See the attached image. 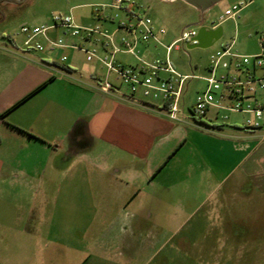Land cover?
Instances as JSON below:
<instances>
[{"label": "crops", "instance_id": "crops-1", "mask_svg": "<svg viewBox=\"0 0 264 264\" xmlns=\"http://www.w3.org/2000/svg\"><path fill=\"white\" fill-rule=\"evenodd\" d=\"M253 5L229 20L259 24L264 8L248 10ZM47 22L51 17L41 25ZM247 27L243 36L257 41L245 54H258L261 31ZM55 30L67 44L93 45ZM150 46H142L148 62L156 58ZM52 54L0 64V264H264V129H246V115L237 113L219 123L216 109L201 121L185 114L184 123L186 112L170 120L160 102L117 85L102 92L100 81L112 74L97 60L57 64ZM255 75L264 77V69ZM256 98L264 103V92ZM200 139L218 149H202ZM181 140L192 150L179 180ZM183 182L190 193L185 220L172 207ZM147 185L162 190L152 202Z\"/></svg>", "mask_w": 264, "mask_h": 264}, {"label": "built area", "instance_id": "built-area-1", "mask_svg": "<svg viewBox=\"0 0 264 264\" xmlns=\"http://www.w3.org/2000/svg\"><path fill=\"white\" fill-rule=\"evenodd\" d=\"M236 3L225 10L220 17V22L205 25L209 29L222 26L228 19H235L240 11L252 3ZM97 10L99 19L115 23L109 15L101 12L105 9H115L126 14L127 20L118 22L115 30L104 26L80 27L71 16L54 15L51 25H24L20 34L26 37L24 46L28 51L54 52L58 49L71 48L86 54V60H97L109 73L116 76L123 85L129 88L133 97L143 100L152 99L160 102V108L165 116L173 121H181L182 98L187 81L191 76L179 74L169 60L173 46L178 43H193L197 34L195 28L183 32L180 40L166 47V58H155L152 62L145 61L139 55V45L155 43L164 46L159 35L165 30L157 29L151 17L142 7H137L132 0H113L111 5H102ZM62 29L64 34L72 38H80L92 42V50L79 44H67L63 38L53 41L48 32ZM122 32V34H120ZM120 34L118 41L116 36ZM43 39L44 42H41ZM260 52L258 54H240L235 50L236 39L229 44H221L211 57L209 78H200L207 83L204 92L200 93L194 105L189 110L190 115L197 121L203 120L210 109L246 115L244 127L253 131L264 129V103L257 100L256 96L264 92V77H257L256 70L264 69V31L259 33ZM118 54H127L139 61L138 67L124 66L117 63ZM67 57L63 56L61 62L65 63ZM219 69L226 71L220 78L216 77ZM162 75H166L162 77ZM192 79H199L192 77ZM99 89L104 93L116 90L117 87L110 81H100ZM229 100L230 105H224ZM224 119H227L225 116Z\"/></svg>", "mask_w": 264, "mask_h": 264}, {"label": "rangeland", "instance_id": "rangeland-1", "mask_svg": "<svg viewBox=\"0 0 264 264\" xmlns=\"http://www.w3.org/2000/svg\"><path fill=\"white\" fill-rule=\"evenodd\" d=\"M132 1L136 4V10H139L137 7H142L145 9V12L149 15V17H151L157 29L165 30L166 35L163 40H161L164 46H159L157 44L156 48L150 46L152 50H155V57L163 61L166 58V47L171 45L174 40L181 39V34L183 32L192 28H195L197 31L199 30V27H194L192 25L198 23L202 25H211L213 23L217 24L220 22V17L224 15L227 7H231L233 3L248 2V0H223L208 12L202 14L181 0H175L172 2H163L161 0ZM112 3L113 0H29L24 5L17 7L1 6L0 10L4 11L6 18L2 20L0 16V64L3 65L4 60H32L34 56L41 55L43 52L28 51L26 49L24 46L26 37L20 34V29L24 25H41L44 20L48 21L50 17L52 23V17L57 14L62 16H71L76 24L80 27L111 26L115 29L118 22L126 21L128 19L124 12L109 8L101 12L103 15L108 14L111 18H113L115 23L100 20L97 13V10L101 9L99 7L102 5H111ZM256 6L264 8V0H254L253 7L248 10L255 8ZM246 20V17H242L241 22L240 20L235 21L228 19L222 23L224 35L220 41L210 48L188 50L186 48L187 42H180L176 46L172 47L169 60L171 61L173 68L179 74L191 76L189 79L191 80V83L186 96V107L184 110L182 108V112L180 114V117H182L183 112H186L184 113L183 119L181 118L184 123L189 121L186 119L185 114L191 117L189 109L193 106V103L199 93L204 92L207 87V83L200 79V77L209 78L211 76L209 71L211 66V57L220 47V45L229 44L231 40L235 38V50L245 54V48H247V46L256 44L257 41L256 37L250 40L249 38L243 36V34H245L244 32L249 30V27L247 26L250 25L252 30L257 27L260 31H264L263 12L259 17L260 23L257 25L253 24V20H251V18L247 21ZM51 23H48L47 25H51ZM59 32V30H51L48 32V36L53 41H56L58 38H63V40L66 42V37L61 36ZM119 35L120 34L115 37L117 41L120 37ZM141 45L143 46L144 44ZM142 46L139 47V55L141 57H143ZM95 47L96 46L92 45L86 49L92 50ZM96 48L99 50V52L102 51L99 47ZM63 56H66L68 59L72 60H86L85 53L81 51H71L70 49H63L62 52L54 51L50 57L52 60L57 61L54 63L60 64L62 63L61 58ZM116 60H131L130 63H132V60L135 59L132 56L118 54L116 56ZM126 65L130 66L132 64L127 62ZM225 73L226 71L219 69L216 73V77L220 78L221 75ZM193 76H196V78L199 79H192ZM109 80L115 85L121 87V91L123 93L130 94L129 88L117 80L116 76H109ZM145 101L148 104L157 102L152 99ZM214 111V109L210 111L209 117H214ZM159 112L164 114L162 110H159ZM230 115L231 113L222 111L220 112V117L216 119V121L219 123H225L227 125L229 124L230 120L224 119V117H229ZM232 116L243 118L241 115L236 114H232ZM184 123L179 125H181L184 132L188 133L190 127ZM183 143V140H181L176 148L178 151L176 159L178 160L175 164V170L176 173L178 172L179 180L185 178V158L190 155L192 150H190V146L183 145ZM198 143L202 149L207 150L210 153L218 149L216 142L212 140L200 139ZM161 191V188L158 186L147 185L145 193L146 200L152 202L154 197L157 198L162 194ZM175 193V197L172 201V207L177 206L178 210H180V212L178 211V215H181L182 219L185 220L189 216V209L185 206L188 204V199L190 198V193H188L186 190V184L183 182ZM147 204L150 205V202ZM146 212L150 213L152 210L148 209L147 207Z\"/></svg>", "mask_w": 264, "mask_h": 264}, {"label": "water", "instance_id": "water-1", "mask_svg": "<svg viewBox=\"0 0 264 264\" xmlns=\"http://www.w3.org/2000/svg\"><path fill=\"white\" fill-rule=\"evenodd\" d=\"M29 0H0L1 6H21L27 3ZM161 1H175V0H161ZM194 9L198 10L202 14H205L214 6L219 4L223 0H181ZM194 27H199L196 36L193 38V43H187L186 48L188 50L192 49H207L214 46L224 35V29L219 26L216 29H209L207 26L202 24L192 25Z\"/></svg>", "mask_w": 264, "mask_h": 264}, {"label": "trees", "instance_id": "trees-1", "mask_svg": "<svg viewBox=\"0 0 264 264\" xmlns=\"http://www.w3.org/2000/svg\"><path fill=\"white\" fill-rule=\"evenodd\" d=\"M0 143H1V139H0Z\"/></svg>", "mask_w": 264, "mask_h": 264}]
</instances>
